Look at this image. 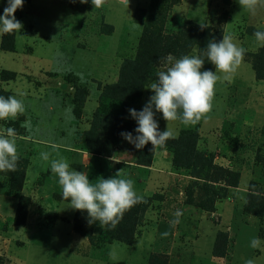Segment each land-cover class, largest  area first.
<instances>
[{
	"label": "rangeland",
	"instance_id": "1",
	"mask_svg": "<svg viewBox=\"0 0 264 264\" xmlns=\"http://www.w3.org/2000/svg\"><path fill=\"white\" fill-rule=\"evenodd\" d=\"M177 1L173 6L174 0H106L97 9L91 0H24L14 14L23 28L7 34L8 45L15 35L13 52L1 50L0 34V96L14 94L26 108L17 119L0 121V130H16L20 157L19 175L0 172L2 264H245L248 259L264 264V57L257 63L263 79L258 80L243 60L230 81L217 83L207 119L195 126L170 122L173 138L154 150L151 164L144 149L121 136L128 130L113 136L111 122L98 130L102 143L92 141L94 152L87 148L84 135L91 129L102 91L119 80L124 61L135 59L150 16L164 13L168 35L180 36L186 25L206 29L200 38L190 37L187 46L194 45L188 55L204 58L206 70H212L203 57L211 29L217 42L225 32L234 34L248 54L264 48L254 37L257 30L264 31V8L253 15L242 10L238 0L231 6L223 0ZM7 6V0H0V15ZM226 17L227 24L220 23ZM184 52L171 55L180 58ZM163 67L164 62L153 72ZM147 87L140 101L117 108L119 114L124 109L126 124L134 130L138 125L129 109H143L154 95ZM83 92L88 97L80 108L75 98ZM155 119L160 131L166 130L162 113ZM221 119L256 122L251 130L241 127L245 132L238 124L235 129L226 124L222 143L232 153L225 160L200 147L201 136L214 139L209 131ZM198 132L200 140L195 142ZM161 150L178 175L170 187L165 170L161 177L148 170ZM42 152L50 154L49 161L41 158ZM59 158L86 172L93 183L118 170L121 177L133 180L135 191L149 206L132 245L113 241L93 246L75 232L77 210L57 199L62 190L50 170V161ZM20 202L27 211L21 215L23 226H15ZM178 209L183 214L173 223ZM253 237L262 241L260 248L250 246ZM215 245L219 254L213 251Z\"/></svg>",
	"mask_w": 264,
	"mask_h": 264
},
{
	"label": "clouds",
	"instance_id": "2",
	"mask_svg": "<svg viewBox=\"0 0 264 264\" xmlns=\"http://www.w3.org/2000/svg\"><path fill=\"white\" fill-rule=\"evenodd\" d=\"M88 3L89 0H80ZM106 0H91L94 8H101ZM242 10L255 15L259 8H264V0H238ZM8 6L0 15V34H12L23 28L16 19L15 12L23 7L24 0H7ZM256 42L264 47V31L254 33ZM247 49L235 42L234 34L225 33L217 42L210 40L203 57L215 67V71L204 69L205 59L199 55H183L180 58L169 54L164 58V67L157 72L158 79L147 89L154 95L141 111L129 109L130 115L137 122L134 137L131 132H122L121 136L136 149H142L151 143L153 151L163 148L173 138V131L168 124L179 121L184 126H195L202 119H207L213 110L216 85L230 81L243 63ZM26 111L23 99L12 95L0 96V121L15 120ZM156 113H162L167 122L164 131L159 130L155 119ZM18 134L12 127L0 130V172H15L20 159L17 151ZM41 158L49 161V153L42 152ZM50 170L58 178L62 190L61 196L70 202V207L81 212L86 211L89 224L99 223L101 228L114 229L124 214L136 204L143 202V197L134 189L130 178L121 177L118 170L113 177L98 178L95 183L89 180L86 172L70 167L65 158L52 159ZM181 210L173 214L178 223ZM262 241L253 237L250 246L260 248ZM245 264H255L248 259Z\"/></svg>",
	"mask_w": 264,
	"mask_h": 264
},
{
	"label": "trees",
	"instance_id": "3",
	"mask_svg": "<svg viewBox=\"0 0 264 264\" xmlns=\"http://www.w3.org/2000/svg\"><path fill=\"white\" fill-rule=\"evenodd\" d=\"M223 1L225 3V6L232 5V0ZM177 3L178 1L174 0L172 4L173 6H175ZM163 14L164 13H158L156 17L150 16V20L148 22V30H146L143 34L135 59H130L126 62L124 61L121 67L119 80L112 85L106 86L102 91L100 106L92 121L91 129L87 134L84 135V138L87 142V148L90 150V153L94 152L93 149H90L92 146V141H96L97 144L102 143L101 136H97V133L100 127L103 126L106 121V125L110 122L114 123L115 125L113 136H118L124 129L128 130V132H131L134 137L137 135L135 130L126 124V121L123 117L125 107H127L129 103H135L141 100L144 89L153 80L157 79V72H153V70L162 62H164V58L168 54H174L175 56H178V52L182 49H185L183 55H188L194 49V45L191 46L190 49H188L187 47L189 46L190 37L200 38V34H205L207 31L206 29H199L194 25H186L185 30L181 33L180 36L165 34L164 24L166 18ZM228 19L229 17H226L222 22L220 20V23H226ZM214 32L215 31L213 29L209 30L210 40H215L214 36H216V34ZM222 37L223 35L221 36L220 40L222 39ZM8 42V35L3 34L1 41V50L13 52V50L16 49L15 35L12 36L11 45H8ZM169 51L174 52L169 53ZM179 55H181V53H179ZM263 57L264 48H261L256 53H249L246 55V59L251 63L258 80L263 79L261 72L259 71L257 66V63L261 61ZM202 70L206 69L204 68ZM212 71H215L214 65H212ZM8 96L11 95L8 94L7 97ZM87 97V92H83L82 94L79 93L75 98V103L79 105L80 108H83ZM120 105H124V109L122 110L121 114L117 112V108ZM182 131L180 134H182ZM186 135L188 134L183 133V136ZM190 136L192 137L191 134ZM193 138H195V136ZM199 140L200 134L198 132L195 142H198ZM151 147V143H149L144 146V148H142V150L144 149V158L148 157V162H150V164L152 163L151 160L153 161V155H155L153 149L151 150ZM142 162H145V160H142ZM16 174H20V168L16 171ZM23 184L24 182H22V185ZM57 199L63 200L62 196H57ZM216 204L217 201L214 202V210L217 209ZM148 206L149 205L144 200L143 202L136 204L124 214L122 220L114 229H110L107 227L101 228L98 222L89 224L87 212H81L77 210L75 214L74 230L78 234L87 238L93 246H96L100 243L110 244L113 241H117L129 246L135 242L137 233L136 228L140 222L141 217L143 216V213L148 209ZM25 209H27V207L23 208V204L22 202H20L18 213L14 218L15 226H23V223L20 219L23 210L26 213L27 210ZM263 214L264 213H262L261 216H263ZM217 249L218 248L216 246L213 250L215 254H219ZM0 264H2L1 258Z\"/></svg>",
	"mask_w": 264,
	"mask_h": 264
},
{
	"label": "crops",
	"instance_id": "4",
	"mask_svg": "<svg viewBox=\"0 0 264 264\" xmlns=\"http://www.w3.org/2000/svg\"><path fill=\"white\" fill-rule=\"evenodd\" d=\"M247 54H248V52H246L244 60L247 61L248 63H250L246 59V55ZM149 93H150L149 90H146V98H149ZM12 95H14V94H12ZM226 124H227V126H231L233 129H235V127L239 125L240 126V130L242 132H245V129L243 130V128H241V127H243V126L245 127L246 126L248 129L250 128V130H251V127L254 126V124H256V122H252V120H249L248 124L246 125L245 121L244 120L242 121V119H240V120L221 119V120H218L214 124L213 129H211L209 131L210 134L214 135V139L213 140L210 139V138H205V137L201 136L200 147L206 152L209 151V152L216 153L217 154L216 158L219 159V158L223 157L224 158L223 160H225L226 157H231L230 155L232 153L231 150L226 148V146H224L223 143H222L223 140H224L223 137H224V129L226 128ZM201 126H202V123H201ZM181 130L182 129H180V132H181ZM148 170L150 171L149 172L150 175L153 174V172L154 173L158 172L160 174L159 177L162 176V173L165 170L168 173V175H169V178L167 179L169 187H170V184L174 181V179H176V177L178 176L175 172L172 171L170 159H169V157H167V153L164 150H161V152L156 154L154 163H153V165L150 168H148ZM244 172H248V171L246 169H244ZM241 187L242 186H240V189H242ZM227 203H228V205H230L229 201Z\"/></svg>",
	"mask_w": 264,
	"mask_h": 264
}]
</instances>
